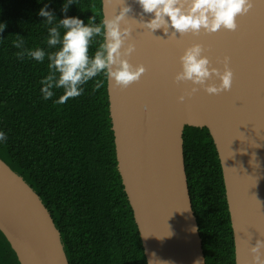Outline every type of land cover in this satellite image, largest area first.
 I'll list each match as a JSON object with an SVG mask.
<instances>
[{"label": "water", "instance_id": "95a60500", "mask_svg": "<svg viewBox=\"0 0 264 264\" xmlns=\"http://www.w3.org/2000/svg\"><path fill=\"white\" fill-rule=\"evenodd\" d=\"M123 6L131 7L122 22L131 29L124 46L135 45L129 62L146 71L127 88L108 80L107 91L117 168L146 263L205 264L184 158L183 132L193 126L209 130L220 159L235 263L252 264L249 249L264 240V0H253L252 9L237 17L235 31L176 33L175 39L172 29H144L139 22L152 14L143 13L136 0H102L103 19ZM194 43L221 71L230 58L229 91L210 95L190 81H175L179 57ZM0 230L20 264H69L50 212L1 158Z\"/></svg>", "mask_w": 264, "mask_h": 264}, {"label": "trees", "instance_id": "16d2710c", "mask_svg": "<svg viewBox=\"0 0 264 264\" xmlns=\"http://www.w3.org/2000/svg\"><path fill=\"white\" fill-rule=\"evenodd\" d=\"M0 0V158L39 195L50 212L69 264H147L141 238L117 168L107 91L99 74L84 91L63 104V89L44 99L41 81L48 60L38 62L13 46L47 48L45 5L57 20L93 16L103 21L102 0ZM2 29V25H0ZM63 31V29H61ZM100 38L90 48L94 54ZM101 82L99 88L97 82ZM185 168L205 264H236L233 231L222 167L209 130L186 126ZM0 264H20L0 230Z\"/></svg>", "mask_w": 264, "mask_h": 264}, {"label": "clouds", "instance_id": "9594fccd", "mask_svg": "<svg viewBox=\"0 0 264 264\" xmlns=\"http://www.w3.org/2000/svg\"><path fill=\"white\" fill-rule=\"evenodd\" d=\"M143 13L152 14L150 20L139 22L144 29L154 33L162 29L168 34L172 29L171 38H176V33L183 36L187 33L199 35L201 30L206 33H215L220 29L235 31L238 27L237 17L246 15L253 7V0H136ZM72 0L62 6V11H68ZM45 5L40 9L39 15L45 17V23L53 25L48 29L46 38L47 48H25V40L17 35L13 46L22 51L17 53L18 58L28 56L38 62L48 60L49 74L41 81V92L44 99L55 95L54 89H63L62 95L55 101L63 104L69 98L79 97L84 89L82 85L99 74L111 81L114 86L127 88L134 82H138L146 68L143 65L134 66L128 57L135 51V45L126 41L131 35V29L122 27L130 6L121 7L118 14L111 18H105L99 24L95 17L89 19L87 24L77 17H68L57 20L54 14L47 10ZM2 25V32L6 25ZM63 29V31H61ZM100 38L94 54H90V48ZM204 47L194 43L187 47L179 57L181 71L175 76L176 82L190 81L193 85H199L210 95H218L229 91L233 82V72L229 67V57H225L223 71L211 66L209 58L204 55ZM216 77L219 84L207 82ZM101 82H97L99 88ZM198 91L197 87L191 90ZM183 102L185 97L178 98ZM5 133L0 132V141H6ZM252 264H264V240H257L250 247ZM196 264H200L198 260Z\"/></svg>", "mask_w": 264, "mask_h": 264}]
</instances>
